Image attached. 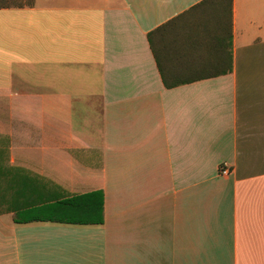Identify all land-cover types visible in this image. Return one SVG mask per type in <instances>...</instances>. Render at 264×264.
<instances>
[{
	"label": "crops",
	"instance_id": "obj_1",
	"mask_svg": "<svg viewBox=\"0 0 264 264\" xmlns=\"http://www.w3.org/2000/svg\"><path fill=\"white\" fill-rule=\"evenodd\" d=\"M0 264H264V0L0 8Z\"/></svg>",
	"mask_w": 264,
	"mask_h": 264
},
{
	"label": "trees",
	"instance_id": "obj_2",
	"mask_svg": "<svg viewBox=\"0 0 264 264\" xmlns=\"http://www.w3.org/2000/svg\"><path fill=\"white\" fill-rule=\"evenodd\" d=\"M25 4H32V0H24V2H18V3H14V2H10L9 0H0V8L3 7H21ZM172 22V21H171ZM170 23V22H169ZM148 40L149 43L152 47V43H151V33L148 34ZM164 83L165 86L167 88H170L173 86V84L168 83L165 79H164ZM50 185L52 186L51 183L43 180V183L41 185V189H40V197L36 196L37 198L34 199L33 197V186L32 184L30 186H28L27 190L30 192L27 196V206L30 205H41V204H46L49 202H56L57 205L60 207V210L58 212V220H61L60 222H68L69 220L67 219L66 215V210L68 208L71 207H82V203L81 201H83V199H86L88 197H90L93 194H87L83 197H75V198H69V199H65L63 196V192L61 190H54L51 189L49 190ZM50 192V193H49ZM48 194V195H47ZM96 195H98L99 200L96 203V206H98L99 208V218L95 219V220H87L85 221L86 223H98L101 224L103 222V196L101 192H97ZM89 199V198H88ZM88 199L84 200V205L83 207H85V209H89L92 207L93 202H90ZM68 213V212H67ZM64 217V219H63Z\"/></svg>",
	"mask_w": 264,
	"mask_h": 264
},
{
	"label": "built area",
	"instance_id": "obj_3",
	"mask_svg": "<svg viewBox=\"0 0 264 264\" xmlns=\"http://www.w3.org/2000/svg\"><path fill=\"white\" fill-rule=\"evenodd\" d=\"M220 174L221 175H228L229 174V170L227 168H225V167H222L220 169Z\"/></svg>",
	"mask_w": 264,
	"mask_h": 264
},
{
	"label": "rangeland",
	"instance_id": "obj_4",
	"mask_svg": "<svg viewBox=\"0 0 264 264\" xmlns=\"http://www.w3.org/2000/svg\"><path fill=\"white\" fill-rule=\"evenodd\" d=\"M10 2L18 3V2H24V0H9Z\"/></svg>",
	"mask_w": 264,
	"mask_h": 264
}]
</instances>
